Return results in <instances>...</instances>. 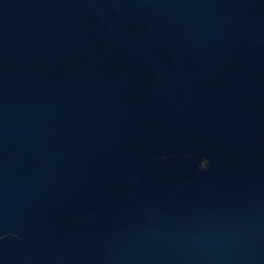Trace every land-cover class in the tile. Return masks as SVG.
Returning <instances> with one entry per match:
<instances>
[{"label": "water", "instance_id": "1", "mask_svg": "<svg viewBox=\"0 0 264 264\" xmlns=\"http://www.w3.org/2000/svg\"><path fill=\"white\" fill-rule=\"evenodd\" d=\"M0 264H264V0H0Z\"/></svg>", "mask_w": 264, "mask_h": 264}]
</instances>
